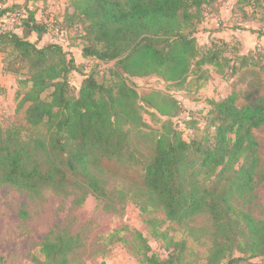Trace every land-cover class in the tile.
I'll return each instance as SVG.
<instances>
[{"label": "trees", "instance_id": "trees-1", "mask_svg": "<svg viewBox=\"0 0 264 264\" xmlns=\"http://www.w3.org/2000/svg\"><path fill=\"white\" fill-rule=\"evenodd\" d=\"M5 2L0 0V17L14 12ZM222 3L72 0V11L65 16L83 26L88 45L82 56L93 64L113 62L106 82L96 79L90 65L77 66L58 42L38 47L13 28L2 30L1 68L16 76L17 109L25 106L26 126L0 125V185L29 192L79 188L112 203L114 197L119 201L129 197L142 212L157 206L167 220L178 224L206 213L214 228L207 264H264V219L233 204L234 199H251L260 162L254 135L264 124L260 78L242 92L232 90L218 100L209 99L207 109L197 111L200 120L188 115V126L203 122V133L192 131L188 139L173 120L182 110L178 99L144 97L165 120L151 144L139 147L130 138L133 131L144 139L151 135L144 130L147 124L139 112L133 77L156 74L180 88L190 75L207 78L204 65L221 70L227 66L230 74L250 66L254 73L264 74V45L248 54L226 56L228 40L213 37L209 44L198 42V25L208 13L219 16ZM65 16L53 26L58 31L68 30ZM19 21L18 26L30 32L47 31L32 12ZM78 69L83 78L75 94L69 76ZM111 180L118 193L109 188ZM122 182L134 191L116 188ZM158 235L172 251L162 259L137 232L140 264H189L183 262L184 241ZM71 248L68 236L46 239L40 247L44 255L40 264H69ZM234 250L239 255H233ZM255 257L261 261L251 262Z\"/></svg>", "mask_w": 264, "mask_h": 264}, {"label": "rangeland", "instance_id": "rangeland-1", "mask_svg": "<svg viewBox=\"0 0 264 264\" xmlns=\"http://www.w3.org/2000/svg\"><path fill=\"white\" fill-rule=\"evenodd\" d=\"M72 0H6L5 6L18 11L21 17H27L30 12L37 21L46 25V32H30L20 29V37L27 39L38 47L48 42L60 43L64 50L73 55L77 66L85 63L95 68V77L99 82L110 79L113 62H88L82 56V51L88 42L83 37V26L70 19ZM227 1V2H226ZM222 16L218 19V28H236L239 30V40L231 38L225 48L224 55L248 54L256 47L264 45V34L260 41H255L257 34L264 33V0H223ZM214 7V5L212 6ZM66 21L67 32L56 31L53 27L63 19ZM208 13L206 18L215 17ZM219 17V16H218ZM0 17V32L10 29ZM205 18V19H206ZM73 21V22H72ZM205 21V20H204ZM206 22V21H205ZM198 25L202 30L209 28L206 23ZM209 22V21H208ZM207 22V23H208ZM18 21L12 28H18ZM210 29V28H209ZM204 31L198 36L204 37ZM196 36V34H195ZM197 38V37H196ZM42 43L41 45H39ZM1 57L0 54V61ZM206 77L196 78L190 75L185 82L176 88L156 74L133 77L138 93L139 112L144 127L151 135L144 139L141 133L133 131L131 137L136 145L151 144L153 135L161 130L164 117L155 108L144 101V97L153 99L161 96H172L180 101L182 110L174 116L184 139L190 138L192 131L201 135L203 122L186 125L187 116L201 118L198 110L204 112L208 100H218L228 95L232 90L244 91L257 83L259 78L264 84V74L254 73L250 66L244 67L235 74H230L227 66L220 68L204 65ZM82 72L74 70L69 76L74 93L77 94ZM16 76L5 74L0 62V125L7 128L12 125L26 126L24 119L25 106L17 109L15 93L18 90ZM264 89V88H263ZM196 111V112H195ZM259 143V166L254 175L252 197L248 201L234 199L237 209L249 211L257 219H264V124L254 130ZM119 182L118 180H115ZM109 188L118 193L112 187ZM116 188L134 191L127 182L118 184ZM144 201V198H141ZM102 201L91 193H84L79 188H73L63 193L54 188H43L36 192L18 189L9 184L0 185V264H40L44 255L40 252L41 244L46 239H54L57 235L72 239V248L67 252L69 264H140L138 252L139 232L149 244L151 252L166 259L172 248L158 233L166 234L173 241H184L183 262L189 264H207L211 235L214 231L211 220L206 213L193 216L186 223L178 224L165 218L163 211L157 207H148L142 212L138 205L123 197L117 200ZM233 255H239L234 250ZM251 262H260L261 257H255Z\"/></svg>", "mask_w": 264, "mask_h": 264}, {"label": "crops", "instance_id": "crops-1", "mask_svg": "<svg viewBox=\"0 0 264 264\" xmlns=\"http://www.w3.org/2000/svg\"><path fill=\"white\" fill-rule=\"evenodd\" d=\"M227 2V1H226ZM226 2H223V3H226ZM220 18V20L221 19H227V18H224L223 16H222V7H220V9H219V17L218 18H216V17H211V18H206L205 19V21H203L202 23H201V25L200 26H202V24L205 22L206 24H207V26H209L208 24L210 23V25L211 26H209V28L208 29H206L205 31L204 30H202V29H200L201 31H204V32H202V34H204L205 36L204 37H200V36H198L199 34H198V32L200 31H198V32H196V37H197V40H198V42L200 43V44H209L210 43V40H211V38H213V37H218V38H223V39H225V40H230L231 38H236V39H238L239 40V33H238V29L237 28H227V30H223V29H220V28H218L217 26H218V24H219V22H218V19ZM229 19V18H228ZM227 19V20H228ZM209 21V22H208ZM208 22V23H207ZM200 28V27H199ZM20 29H23V27L22 26H19L17 29L16 28H14V32L15 33H17L18 34V31L20 30ZM19 35V34H18ZM255 41H260V37H258V36H256L255 37V39H254ZM42 43H40L39 45H41Z\"/></svg>", "mask_w": 264, "mask_h": 264}, {"label": "built area", "instance_id": "built-area-1", "mask_svg": "<svg viewBox=\"0 0 264 264\" xmlns=\"http://www.w3.org/2000/svg\"><path fill=\"white\" fill-rule=\"evenodd\" d=\"M2 17L6 25L10 28H12L22 18L18 11L7 13L6 15H3ZM56 31L58 30L56 29Z\"/></svg>", "mask_w": 264, "mask_h": 264}]
</instances>
